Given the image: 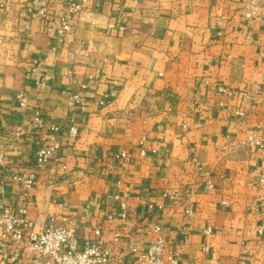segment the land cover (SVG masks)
<instances>
[{
  "label": "crops",
  "instance_id": "crops-1",
  "mask_svg": "<svg viewBox=\"0 0 264 264\" xmlns=\"http://www.w3.org/2000/svg\"><path fill=\"white\" fill-rule=\"evenodd\" d=\"M28 2L0 6V145L10 147L0 174L34 170L37 148L52 143L47 126L28 125L36 107L59 126L62 147L59 160L39 171L35 198L24 200L7 181L2 203L26 206L33 219L67 215L80 224L81 245L101 225L116 256L128 252L132 234L145 243L161 225L180 264H263L264 153L245 142L264 114V0L254 18L245 0H100L63 40L30 18ZM63 6L57 1L46 22L56 25ZM73 124L76 139L68 136ZM142 138L157 152L141 156ZM121 151L126 166L110 168ZM126 188L129 217L114 243L107 216L117 211L113 195ZM166 190L178 199L163 200ZM148 202L163 209L149 211Z\"/></svg>",
  "mask_w": 264,
  "mask_h": 264
},
{
  "label": "built area",
  "instance_id": "built-area-1",
  "mask_svg": "<svg viewBox=\"0 0 264 264\" xmlns=\"http://www.w3.org/2000/svg\"><path fill=\"white\" fill-rule=\"evenodd\" d=\"M59 0H29L27 4L28 14L31 19H38L45 23L48 32L55 31L60 40L73 34L81 22H85L94 13V7L100 0H63V12L58 18L57 24L46 22L48 11ZM246 17L254 18L262 13L261 0H245ZM13 0H2L1 7L9 10ZM51 76H46L45 80ZM42 86L45 82H37ZM249 97L248 92L245 94ZM22 107L27 106V99L23 93L17 94ZM77 101V97H73ZM239 118H245L246 113L241 110L235 111ZM72 122L73 119H71ZM28 125L36 132H40L47 126L52 132L50 145H41L37 148L35 155V168L28 172L12 173L8 177L0 174V264H124L127 256H132V262L128 264H180L181 253L176 249L167 250V242L163 235V227L156 225L148 232L146 242L135 239L132 234L129 238L128 252L116 256L114 250L106 246L102 240L103 227L97 226L93 230L91 238L84 244H80L79 230L80 224L65 214L57 212H47L40 219H33L29 216V210L22 206L14 211L8 202L2 203L5 193V184L11 181L19 185L22 189L24 200L31 201L36 196L37 181L39 171H41L51 160H59L61 151L60 128L55 123L46 124L42 117L41 110L36 107L31 113ZM79 134L78 127L73 124L68 131L70 139H76ZM245 144L250 148H257L264 153V114L262 122L256 124L249 132ZM139 154L146 156L149 151L156 153L157 150H149L145 147V139L139 142ZM10 147L0 145V168L5 166L6 155ZM13 148V151H16ZM127 152L121 151L115 154L108 165L110 168L126 166ZM57 176L49 178L50 186H55ZM260 181L264 183V175ZM118 186H121L119 181ZM207 188H213L211 181L206 182ZM179 193L176 190H166L161 193V198L165 201H176ZM117 201V211L107 216L113 224V242L121 243L122 234L120 223L129 217L130 190L126 188L123 192L113 195ZM227 205L226 202H223ZM67 206V202L63 203ZM95 206L93 201H89L87 209ZM149 211L162 210L163 205L153 202L147 203ZM184 213L188 218H192L194 211L189 207H184ZM190 223V221L188 222ZM257 232L264 237V222H262ZM212 233L211 228L204 231L205 235ZM146 244V245H145ZM203 251L208 252L209 246L205 244ZM264 264V262H263Z\"/></svg>",
  "mask_w": 264,
  "mask_h": 264
}]
</instances>
